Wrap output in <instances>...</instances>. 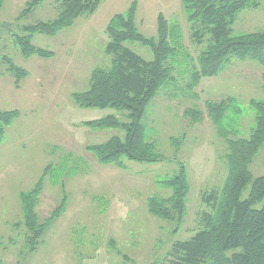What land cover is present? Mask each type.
<instances>
[{"label": "rangeland", "instance_id": "1", "mask_svg": "<svg viewBox=\"0 0 264 264\" xmlns=\"http://www.w3.org/2000/svg\"><path fill=\"white\" fill-rule=\"evenodd\" d=\"M29 1L3 0L0 5V112H20L0 137V264H168L173 245L190 239L202 226V214L209 210L204 194L224 185L227 137L251 133L255 113L249 104L264 99L259 74H264V66L234 57L222 72L203 77L191 91L189 65H198L202 46L192 40L182 0H103L94 14L79 17L56 35L32 36L35 46L54 51V57H26L18 40L25 34L23 27L53 20L60 12L57 0H47L20 17ZM134 1L139 31L156 36L162 13L182 27L185 49L176 60L175 80L159 91L143 118L148 139L156 143L162 160L123 157V166L102 164L88 146L124 132L92 128L85 122L110 114L125 121V113L110 107H81L73 94L88 88L95 68L111 66L105 51L106 25ZM233 28L235 33L264 31V0L259 8L242 10ZM126 45L153 60L150 47L132 41ZM5 57L29 72L19 88ZM229 98L223 136L209 115L208 103ZM182 162L191 187L186 217L178 222L153 215L148 199L172 194L159 181L178 173ZM250 170L254 178L264 174V144ZM45 172L36 207L39 221L48 219L64 199L66 204L32 251L21 193L31 190ZM249 191L250 186L245 197Z\"/></svg>", "mask_w": 264, "mask_h": 264}, {"label": "trees", "instance_id": "2", "mask_svg": "<svg viewBox=\"0 0 264 264\" xmlns=\"http://www.w3.org/2000/svg\"><path fill=\"white\" fill-rule=\"evenodd\" d=\"M3 0H0V5ZM47 0H30L20 17L32 12ZM58 16L49 21H39L23 27L24 35L18 40L26 57L38 55L52 58L54 51L37 47L32 36L42 33L56 35L71 27L81 16L96 12L103 0H57ZM190 24L192 40L202 46L198 65H189L190 80L187 87L194 91L203 77H213L222 72L234 57L256 60L264 66V31L235 33L234 24L239 13L258 8L261 0H182ZM138 4L134 1L126 12L115 14L106 25V54L111 66L95 68L86 90L73 94L81 107L114 108L125 113L122 121L115 114L85 122L97 129L120 128L124 135H116L102 144L88 146L102 164L123 166L122 159L143 162L162 160L154 141H149L143 118L147 107L168 82L175 80V64L185 49L183 29L171 23L162 13L158 16L156 36H146L137 26ZM140 42L154 53L146 60L126 45ZM188 61L192 60L186 54ZM9 70L15 75L19 88L29 72L5 57ZM264 80V77H263ZM231 100L208 103L209 115L219 133H225L224 116L230 110ZM255 113V124L248 137L229 138L227 135L226 161L228 174L220 190L205 193L203 201L209 206L202 214L200 229L190 238L173 245L168 264H264V174L254 178L250 166L264 144V99H252L249 104ZM192 113L200 111L192 110ZM20 115L18 110L0 112V137L5 127ZM44 176L29 191L21 193L24 221L29 230L28 244L36 250L47 227L65 210L66 199L44 222L39 221L36 207L43 190ZM172 189L168 198L150 197L149 211L166 220L182 222L187 214L190 182L185 163L174 176L159 181ZM250 186L247 197L245 190Z\"/></svg>", "mask_w": 264, "mask_h": 264}, {"label": "crops", "instance_id": "3", "mask_svg": "<svg viewBox=\"0 0 264 264\" xmlns=\"http://www.w3.org/2000/svg\"><path fill=\"white\" fill-rule=\"evenodd\" d=\"M262 1H263V0H261V4H262ZM260 6H261V5H260ZM260 6H259V7H260ZM259 7H258V8H259ZM237 19H238V18H237ZM236 21H237V20H236ZM259 74H260L261 79L263 80L264 74H262V71H260ZM263 84H264V80H263Z\"/></svg>", "mask_w": 264, "mask_h": 264}]
</instances>
